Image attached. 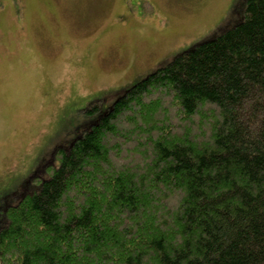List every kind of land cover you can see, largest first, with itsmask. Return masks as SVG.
<instances>
[{"label":"trees","instance_id":"1","mask_svg":"<svg viewBox=\"0 0 264 264\" xmlns=\"http://www.w3.org/2000/svg\"><path fill=\"white\" fill-rule=\"evenodd\" d=\"M53 153L0 264H264V0Z\"/></svg>","mask_w":264,"mask_h":264},{"label":"rangeland","instance_id":"2","mask_svg":"<svg viewBox=\"0 0 264 264\" xmlns=\"http://www.w3.org/2000/svg\"><path fill=\"white\" fill-rule=\"evenodd\" d=\"M246 1L0 0V228L57 148L157 67L241 22Z\"/></svg>","mask_w":264,"mask_h":264},{"label":"crops","instance_id":"3","mask_svg":"<svg viewBox=\"0 0 264 264\" xmlns=\"http://www.w3.org/2000/svg\"><path fill=\"white\" fill-rule=\"evenodd\" d=\"M167 31H171L169 28H168V30Z\"/></svg>","mask_w":264,"mask_h":264}]
</instances>
